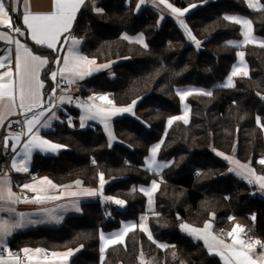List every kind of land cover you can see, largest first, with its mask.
Returning <instances> with one entry per match:
<instances>
[{
  "label": "trees",
  "instance_id": "16d2710c",
  "mask_svg": "<svg viewBox=\"0 0 264 264\" xmlns=\"http://www.w3.org/2000/svg\"><path fill=\"white\" fill-rule=\"evenodd\" d=\"M138 1L89 2L73 28L83 54L112 65L111 73L88 80V91L82 94H106L116 107L136 102L134 115L113 121L119 142L111 147L102 126L82 129L77 119L67 122L68 116L78 117L77 112L68 111L63 122L46 134L65 149L57 155L36 154L29 172L51 176L59 184L81 176L87 186L99 185L103 173L109 180L105 194L125 201L124 209L107 213L100 201L86 202L79 215L58 227L15 234L9 250L79 249L71 264H140L143 254L156 256L160 264H222L201 242L180 230L183 220L201 226L212 214L218 225L232 214L255 216L253 227L264 238V197L230 173L224 158L236 150L238 161L261 170L257 161L264 155V128L258 126L257 117L264 125V48L246 46L250 75L235 78V87H220L239 51L226 42L242 38L241 27L224 17H246L254 33L264 37V12L251 10L245 0H168L187 10L185 25L195 37L192 41L175 20L157 9L137 10ZM140 35L143 44L135 42ZM34 49L49 54L45 48ZM50 69L49 65L45 77ZM187 86L212 95H191L189 124L175 121L169 127L167 120L182 113L177 89ZM161 141L158 160L170 166L159 175L166 183L156 194L155 211L149 218L155 242L136 228L127 234L124 245L110 246L101 261L100 233L119 228L123 221H137L146 213L147 198L139 187L158 176L144 166L151 147ZM159 244L169 247L161 249Z\"/></svg>",
  "mask_w": 264,
  "mask_h": 264
},
{
  "label": "snow or ice",
  "instance_id": "6c2138e0",
  "mask_svg": "<svg viewBox=\"0 0 264 264\" xmlns=\"http://www.w3.org/2000/svg\"><path fill=\"white\" fill-rule=\"evenodd\" d=\"M26 0H0V24H4L9 29H12L14 26L11 21V13L17 12V6L25 3ZM91 2V0H89ZM144 3V0H139L137 8ZM159 3L165 5L171 12L179 18L184 15V12L187 11L181 10L174 7L168 0H159ZM85 4V0H53V10L49 13L44 14H32L26 9L23 12L22 23L25 25V31L29 33L30 39L35 42L36 45L46 46L48 49H51L53 52L57 53L54 63L56 65H61L60 52L66 51V55L63 57L62 66L59 67L58 72L62 79L66 80L68 84H72L77 80H82L86 75H91L93 69L90 67L94 65L96 61L94 59H89L87 56L81 54L77 46L80 44V41L71 38V46L66 50L62 47L63 44H67L70 38L71 29L73 23L76 20L77 13L80 11L81 7ZM249 8H252L256 11L264 12V4H260L259 0H247ZM225 20L231 21L232 23L241 26L243 40L241 42L228 41L227 44L240 47L247 44H252L257 42V38L253 35V23L247 18L237 17V16H227L224 17ZM179 24L187 31L188 38L195 41V37L187 30V25L184 24L182 20L179 21ZM15 32L19 36H24L25 31H22L19 26H15ZM68 34V35H66ZM61 37H64L63 41ZM4 38V37H0ZM124 39H129L125 36ZM9 43H12L13 40L9 38ZM16 48L14 50V63L15 71L11 67L8 68L2 75H0V127H4L5 115L9 113H16L17 108L24 115L23 121H12L8 123L7 127L4 128L5 136L3 138V148L10 150L14 154L11 166L16 172H28L29 171V161L33 156L34 152L39 151L43 154H58L61 149L65 146L59 143L52 142L48 139H45L41 135L43 129H51V121L58 119L55 116L53 109L57 107L56 104L51 103V98L55 96L56 89L53 88L49 97L45 98L42 94V89L44 88V81L40 79V74L42 68L46 66L49 61L47 58H42L39 55H36L29 49L25 44H22L19 39L15 41ZM138 43H143V36L140 35L136 37ZM199 41H196L197 47L199 46ZM61 45V47H57ZM147 47V45H144ZM261 46L264 47V42H261ZM11 51V50H9ZM239 61L236 65L233 66V70L230 76L227 78L226 83L220 85V87H235L233 78L237 76L248 77L249 72L244 60L245 52H238ZM0 67H5L3 60H0ZM101 67H107L103 65ZM99 70V69H96ZM57 71L50 72V79L56 81ZM7 78V82L5 81ZM192 90H183L177 91V95L183 101L189 95H192ZM201 95L211 96L212 93L209 92H200ZM48 100L49 103L45 104V100ZM90 100L93 98H89ZM95 99L106 101L107 104L113 105L111 108L103 107L95 103H84L80 102L77 106L83 107L84 115L81 117V127L84 126L85 120H100L105 129L109 130L108 135L110 140L113 138L110 131V121L112 117L120 115L122 113H131L132 106L129 107H116L114 102L109 100L107 96H98ZM65 102L71 103L70 97L61 96L59 98V103L63 104ZM133 101V106L135 105ZM47 119H44L46 114H49ZM30 114V115H29ZM43 121V122H42ZM174 121H182L184 124L189 123V114L185 110L183 115H178L171 117L167 120V125L170 127ZM13 124L25 125L26 128L19 132L9 133V129L12 128ZM258 126L264 128V125H260V118L257 117ZM27 137L26 142L23 143V159L17 162L16 156L20 155L17 152V148L20 146L22 138ZM163 144V141L152 146L151 156L146 158L147 170L156 172L157 170H162L170 166L169 163H157V154ZM223 155V154H219ZM226 160H231L230 157L225 156ZM232 163L236 165V168L230 169L235 172L237 176L242 177L247 180L249 184H259L261 189H264V175H257L256 170L250 167L249 164H241L238 160H231ZM259 164L264 165V157L259 161ZM100 188L104 187V175L103 173L99 174ZM42 184L46 183L51 185L53 188L56 187L52 181L48 178H44L41 181ZM80 181H76V184H80ZM10 181L5 179L3 182H0V200L10 199L14 194L11 192ZM24 188H31L32 191L37 189L32 185L25 184ZM159 188V185L156 181H152L150 188H141L140 191L148 198L149 209L153 205V193ZM72 195H84V196H97L102 193H98L93 190L85 189L81 193H71ZM57 197H37L36 202H39L41 199H56ZM106 201H112L117 205H125V201L120 199H114L112 197H105ZM15 202V201H13ZM79 210V209H77ZM0 211H5L0 209ZM10 211V210H9ZM214 217V214H212ZM253 221L255 216L250 217ZM147 216L141 217V223L139 228L141 231L147 233L148 239L153 240L152 233L149 230L145 221H147ZM234 219V218H230ZM22 223H17L14 227H22ZM138 227L137 224H125L122 231L105 235L103 232L100 233V239L103 241V245L100 249L102 253L113 245H124L125 237L129 231L135 230ZM181 229L193 236L197 240H202L207 246V250L211 253L215 251L217 255H220L224 264H264V242L259 239L256 240H244L241 238V234L245 233V229L236 224L230 232L227 233V236L231 238V243H226L224 239L217 237L211 231L213 229V224L211 221H207L204 224V227L197 228L190 226L188 224H181ZM11 235V231L8 226L7 221L0 222V250L7 251L8 258L6 259L4 255H0V264H22L19 256H13L10 250L3 249L4 240ZM153 242H155L153 240ZM257 246L260 247V251L257 252ZM161 249H167L169 247L165 244H159ZM26 255L30 253V249L25 248L22 250ZM36 253H43V249H35ZM73 252L70 250L64 253H52L53 256H60L65 261L70 257ZM28 260H32L33 257L28 255Z\"/></svg>",
  "mask_w": 264,
  "mask_h": 264
},
{
  "label": "crops",
  "instance_id": "0c3cea01",
  "mask_svg": "<svg viewBox=\"0 0 264 264\" xmlns=\"http://www.w3.org/2000/svg\"><path fill=\"white\" fill-rule=\"evenodd\" d=\"M97 1H100V0H91V2H97ZM156 1L157 0H152L151 1L152 3H151V2H148L147 0H144V3L141 4L140 7L137 8V10H141L144 7H148V6L154 8L150 4H153ZM245 2L247 3V0H245ZM87 3H89V0H85V4L81 7L80 11L77 13V16L82 11V9L87 5ZM259 3H260V0H259ZM138 4H139V1H138ZM25 9L27 11L31 12L32 14L49 13L53 10V0H26L25 3H22L21 5L17 6V12L16 13L10 12L12 23L21 24L23 26L24 31H25V25L22 23V16H23V12ZM250 9L254 10L252 8H250ZM186 14L187 13H184L185 16H186ZM77 16H76V19H77ZM237 17L246 18L243 16H237ZM75 22H76V20H75ZM75 22L73 23L68 43L63 44L62 47L65 50L68 47H70L71 46V38L74 37L75 39L80 41V44L77 46V48L81 52V54H83V52L81 50L82 41L73 35V28H74ZM241 32H242V28H241ZM66 35H68V34H66ZM253 35L257 38L256 43L247 44L245 46H240V47H236V48L239 49V51H244V48L248 45L262 47L261 42H264V37L257 36L254 33V31H253ZM0 37H4V38H0V60H3L5 63V67H0V75H2L5 71H7L9 67H11L13 71H15L14 50L16 48V44L14 41L16 39H19L20 42L22 44H25L29 49H31L34 54L39 55L42 58L48 59L49 63L46 66H44V68H42V70H41L40 79L42 81H44V88L42 89V94L45 98L49 97L52 89L53 88L56 89V84H59V82L61 80H64L60 77L58 69H59V67L62 66L63 57L67 54L66 51L59 53V55L61 57V65H56L54 63V61L56 59L57 53L53 52L51 49H48L46 46L36 45L35 42L30 39L29 33L27 31H25L24 36H15V35H12L9 32H7L6 26L4 24H0ZM9 38H11L13 40L12 43L8 42ZM63 39H64V37H61L62 41H63ZM242 40H243V36L240 40L234 41V42H241ZM36 47H42V48L49 50V54L46 55V54L39 53V52L35 51L34 48H36ZM57 47L59 48V47H61V45H57ZM262 48H264V47H262ZM9 50H11V51H9ZM51 54L54 55L52 57V59L50 57ZM83 55H85V54H83ZM244 60H245V63H246V66H247V69H248V72L250 75V69H249V66L247 64L245 57H244ZM238 61H239V57H238V53H237V61H236L235 65L238 63ZM49 65L51 66V69L46 74V77H45V71L49 67ZM103 65H107V67H101ZM90 67L93 69V72L91 75H86L84 77V79L77 80L76 82L70 84V90L68 91V93L59 94L56 98H55V96L51 98V103L57 105V107H55L53 109V111L55 112V116L58 117V119H54L51 121V123H52L51 129H43L41 131V135L45 139L52 141L46 134L48 132L52 131L54 129V127L56 126V124L62 123L64 117H66L67 114H69V112H68L69 110H67L68 102L61 104V103H59V98L61 96L70 97L71 93H74V92H79L82 94L83 92L88 91V89L85 85L88 80H90V79H92L98 75H101V74H109L112 71V65L109 63L100 64V63L96 62L94 65H91ZM96 69H99V70H96ZM51 71H57L58 72L56 81H53L49 78ZM237 77H243V76H237ZM237 77L233 78L234 83H235V78H237ZM226 81H225V83H226ZM4 82H7V78H5ZM71 86H72V88H71ZM183 90H192L193 91L192 95L199 94L200 92H209L208 90H204V89L193 87V86H187V87L177 89V91H183ZM85 96H87L88 99L90 97L93 98L91 100L89 99L91 103H95L97 105L107 107V108L112 107V106L101 104L100 100L95 99V97H98V95H96V94H87ZM190 96L191 95H189L183 101L181 100V105H182L181 115L184 114L183 102H185L186 103V109H187L188 114H189V122H190V105L188 104L187 100ZM48 103H49V101L46 99L45 100L46 106ZM129 106H132V105H129ZM129 106H125V107H129ZM135 106H136V103L134 106H132V112L131 113H122V114L117 115V116H119V117L131 116L132 114H134L133 112L135 110ZM48 115H50V113L46 114L44 119H47ZM83 115H84V109L81 110V112H79V114H78V117H76V119L78 120V122L80 124V127H81V117ZM17 120H19V121L24 120V115L20 112V110L18 108L16 110V113H14V114L9 113V114L5 115L4 127H0V157L2 158V160H0L1 161L0 162V171H2V173L0 174V182H3L5 179H8L10 181L9 186L11 188V192L14 194L10 199L0 200V209L5 210V211H0V222L7 221L9 229L11 231V235L8 236L3 242V249H6V250H9V248H8L9 242L11 241V239L13 238V236L15 234L20 233V232H26V231L37 229V228H42V227H48V228L58 227V226L62 225L63 222L68 217L79 215L81 213L82 204H84L86 202H90V201H95V200L99 201L101 199V197H108L104 191V187L109 182V180H107V179H104V181H105L104 187H103V189H101L100 184H99V186L98 185L97 186L85 185L84 179L82 177H76L72 181L66 182L64 184H59L51 176H48V175H29V172L31 170L32 160L36 154H42V155H48V156L57 155V154H43V153H40L39 151H36V152H34L33 156L31 157V159L29 161V165H28L29 171L28 172H19V173L16 172L11 166V161H12V158L14 155L10 150L11 142H10V147L8 149H4L3 148V138L5 136L4 128L7 127L8 123H10L12 121H17ZM83 123H84V126L82 127V129L86 128L85 126H87V125H99V126H102V128L104 130V124L100 120H85ZM13 126H15L17 128H21L22 130H24L26 128V126L23 124H21V125L13 124ZM26 140H27V137H23L20 146L17 148V152L20 153V155L16 156L17 162H19L21 159L24 158L22 145L24 142H26ZM52 142H54V141H52ZM108 142H109V140H108ZM109 145H110V143H109ZM64 149H65V147L63 149H61L60 151H62ZM60 151H59V153H60ZM234 154L229 155L227 157H230L231 160H237L235 158ZM150 156H151V152H150L148 157H150ZM262 157H264V155ZM261 158H259L258 161ZM156 159H157V163H164V162H161L158 160V154H157ZM231 160H227L229 165H230V169L236 168V165L234 163H232ZM258 161H257V163H258ZM240 163L241 164H248V163H242V162H240ZM259 166L261 167L260 171L256 170L252 165H250V167H252L256 170L257 175H264V165L259 164ZM144 169L150 173L158 174V176L154 177L152 179V181H156L159 185V188L162 184L166 183L159 176L166 168H163L162 170H157L156 172H153L151 170H147V163L145 161ZM230 169H229V172L234 174L235 176H237L235 174V172L231 171ZM237 177L240 179H243L240 176H237ZM44 178L50 179L52 181V183L54 185H56V187L53 188L51 185H48L46 183L42 184L41 181ZM243 180H245V179H243ZM76 181H80L81 183L76 184ZM152 181H151V183H152ZM151 183L148 186H140L139 190L141 188H150ZM25 184L32 185L37 190L34 192L31 190V188H24L23 185H25ZM250 185H252L254 187L255 192L259 196L264 197V189H261L259 187V184H250ZM159 188L153 193L154 205H153V208L151 209V211L149 212L150 214H149L148 219L146 221L148 228H149V218L155 211V198H156V194H157ZM85 189L93 190V191H96V192L102 193V194L97 195V196H84V195H79V194L78 195H72L71 194V193H81ZM37 197H41V198H43V197H57V198L56 199H41L39 202H36ZM13 201H15V202H13ZM146 207H147V204H146ZM77 209H79V210H77ZM142 216H143V214L139 217V219ZM237 216L238 215L232 214L228 219L229 223L227 224V227L225 229L223 228V230L221 227L224 225H222V226L218 225L216 222L215 216L214 217L211 216L210 221L213 224V229L211 231H213V234H215L217 237L227 238L228 236L225 235V231H227V229L231 231L232 228L234 227V225L241 224L240 222H235L236 221L235 219H230V218H234ZM241 217L243 218V216H241ZM17 223H22L23 226L19 227V228L14 227V225ZM204 224L201 227H204ZM251 225H253L252 219H251ZM149 230H150V228H149ZM217 232H221V234H218ZM145 234L147 235V233H145ZM246 236L247 235H245V233L241 234V237H243L244 239H246ZM228 239L231 240L230 237H228ZM193 240L197 241L196 239H193ZM198 242H201L205 246V248L207 249V246L204 244V242L202 240H199ZM262 242H264V240ZM226 243H231V242H226ZM35 249H43L44 252L43 253H36L34 251ZM30 250H32V251H30V253L27 255L24 252L23 253L27 257H28V255H31L33 257V259L28 260V258H27V261L23 262L20 258L22 264H71L70 263L71 259L79 251V249H75V250L72 249L71 251L73 252V254L70 257H68L67 260L65 261L60 256H53L52 253H64V252H68L70 250L62 251V252H52V251H48L47 249L41 248V247L33 248ZM259 251H260V247L257 246V252H259ZM2 252H4V250H0V255H3ZM208 253L212 257L218 258L220 260V262L222 264H224L223 258L220 255H217L215 253V251H213L211 253L208 251ZM4 257L6 259L8 258V256H4ZM140 264H142V263H140ZM155 264H160V261L158 263H155Z\"/></svg>",
  "mask_w": 264,
  "mask_h": 264
},
{
  "label": "rangeland",
  "instance_id": "374dc122",
  "mask_svg": "<svg viewBox=\"0 0 264 264\" xmlns=\"http://www.w3.org/2000/svg\"><path fill=\"white\" fill-rule=\"evenodd\" d=\"M148 2H151L152 0H147ZM152 3V2H151ZM150 5H152L154 8H156L164 17H168V18H171V19H173V20H175L178 24H179V21L180 20H182L183 22H184V24H185V15H183V16H180L179 18H177V16L176 15H174L172 12H171V10L170 9H168L165 5H163V4H161V3H159V0H157L156 2H154L153 4H150ZM175 7V6H174ZM177 8V7H176ZM182 10V9H181ZM187 11H185L184 13H186ZM180 25V24H179ZM180 27H181V29L183 30V32L186 34V36H188V34H187V31L180 25ZM187 30H188V28H187ZM189 31V30H188ZM193 41V40H192ZM71 88H72V86H71ZM98 96H107V98L110 100V98L108 97V95H106V94H102V95H98ZM100 103L101 104H103V105H108V106H113V105H109V104H107L106 103V101H101L100 100ZM132 106H133V104H131ZM185 110H187L186 109V103L185 102H183V112H185ZM134 113V112H133ZM132 115H134V114H132ZM117 117H119V116H114V117H112V119H111V121H110V131H111V133H112V139L110 140V138H109V135H108V131L109 130H107V129H105V127H104V131H105V134H106V136L108 137V140H109V143H110V145H111V147L112 146H114L116 143H118L119 141H118V139H117V137L115 136V134H114V130H113V121H114V119H116ZM88 126H90V125H87V126H85V127H88ZM82 128V127H81ZM23 131V130H22ZM236 152V150H234V153ZM234 153H232V155L234 154ZM235 155V154H234ZM78 177H81V176H78ZM76 178V177H75ZM95 186V185H94ZM99 186V185H98ZM153 201H154V199H153ZM153 205H154V202H153ZM153 205H152V208H153ZM147 209H146V213H144L143 214V216H149V212L151 211V209H149V206H148V199H147V207H146ZM119 209L120 210H123L124 209V205L123 206H121V205H119ZM234 219L236 220L235 222H240L241 224H239V225H241L246 231H245V235H247V236H253V237H255V240L256 239H259V240H264V238L260 235V234H256L255 235V233H253L252 231H251V229L248 227V224H247V222L241 217V216H237V217H234ZM141 223V218L139 219V220H130V221H123L121 224H120V226H119V228H117V229H115V230H112V231H110V232H103L105 235H109V234H112V233H116V232H118V231H122L123 230V226L125 225V224H137L138 225V227L137 228H139V224ZM145 223H146V221H145ZM188 224V225H190V226H193V227H197V228H203V227H201V226H197V225H195V224H193V223H191L190 221H186V220H183L182 222H181V224ZM229 223V220H227L226 221V223L225 224H223L224 226H222L221 228H222V230H223V228L225 229L226 227H227V224ZM147 224V223H146ZM181 224H180V230H181V232L184 234V235H187V236H189V237H191V238H193V239H195L193 236H191V235H189L188 233H186V232H184L182 229H181ZM251 228L253 229V230H255L254 228H253V225H251ZM140 229V228H139ZM130 232V231H129ZM213 232V231H212ZM228 232H230V230H228L227 229V231H225V235L227 236V233ZM218 234H221V232H217ZM220 238V237H219ZM241 238H243V237H241ZM125 239H126V237H125ZM222 239H224L225 240V242H231V240L230 239H228V237L227 238H222ZM244 239V238H243ZM197 240V239H196ZM245 240V239H244ZM197 241H199V240H197ZM102 245H103V241H101V239H100V249H101V247H102ZM11 251V253L12 252H14V250L12 251V250H10ZM49 251V250H48ZM107 251V250H106ZM21 253H23L22 251H20ZM2 254H3V252H2ZM24 254V253H23ZM105 254H106V252H104V253H102L101 251H100V258H101V261H104V259H105ZM4 256H8V255H6V254H3ZM12 255L13 256H17L16 254L14 255L13 253H12ZM20 258H21V260L23 261V258L21 257V256H19ZM27 257V256H26ZM24 262V261H23ZM159 261H158V259H157V257L156 256H147V255H145V254H143V255H141V257H140V263H142V264H155V263H158Z\"/></svg>",
  "mask_w": 264,
  "mask_h": 264
},
{
  "label": "built area",
  "instance_id": "2783aa9c",
  "mask_svg": "<svg viewBox=\"0 0 264 264\" xmlns=\"http://www.w3.org/2000/svg\"><path fill=\"white\" fill-rule=\"evenodd\" d=\"M12 24L14 26L12 29H9L8 27H6L7 32H9L12 35L19 36V34H17L15 32V30H14L15 29V26H19L21 28V30L24 31L23 26L21 24H18V23H12ZM69 90H70V84H68L66 82V80H61L59 82V84H56L55 98L59 94H66V93H68ZM70 98H71V103H68L67 110L77 112L78 114H79V112H81V110H83L82 109L83 107H78L77 106L80 102H84V103L91 104V102L87 98V96H85V95H83V94H81L79 92L71 93ZM75 119H76L75 116H68L67 122L72 123ZM8 131L10 133H12V132L19 133V132L22 131V129L21 128H17L15 126H12V128L9 129ZM1 173H2V171H0V174ZM104 198L105 197H101V199L99 201L101 202L102 206L106 209L107 213H110L112 210H115V209H118L119 208V205L115 204L112 201H106ZM250 217H251L250 214H246V215L243 216V219L247 222L248 227L251 229V231L253 233H255V235H256L257 233L255 232V230H253L251 228V218ZM245 240H255V237H253V236H246V239ZM12 253L14 255L16 254L17 256H21L23 258V261L24 262L27 261L26 255L23 254V253H21L19 250H14V252H12ZM3 254H6L7 255V251H4Z\"/></svg>",
  "mask_w": 264,
  "mask_h": 264
},
{
  "label": "water",
  "instance_id": "95a60500",
  "mask_svg": "<svg viewBox=\"0 0 264 264\" xmlns=\"http://www.w3.org/2000/svg\"><path fill=\"white\" fill-rule=\"evenodd\" d=\"M195 47H197V44H194ZM179 218V217H178Z\"/></svg>",
  "mask_w": 264,
  "mask_h": 264
}]
</instances>
